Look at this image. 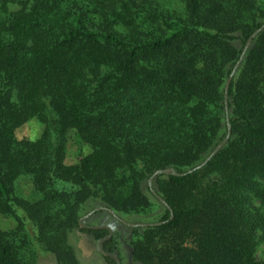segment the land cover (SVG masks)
Listing matches in <instances>:
<instances>
[{"label": "trees", "instance_id": "16d2710c", "mask_svg": "<svg viewBox=\"0 0 264 264\" xmlns=\"http://www.w3.org/2000/svg\"><path fill=\"white\" fill-rule=\"evenodd\" d=\"M264 0H0V264H34L20 213L54 264H78L68 233L100 202L132 227L141 264H264ZM225 106L227 110L225 111ZM30 119L34 139L17 138ZM223 147L192 170L225 137ZM71 130L89 146L64 164ZM169 174L149 178L156 170ZM27 177L39 197L15 183ZM154 191L168 205H162ZM260 200V206L252 199ZM112 240L104 239V251ZM108 264L115 261L105 256Z\"/></svg>", "mask_w": 264, "mask_h": 264}, {"label": "rangeland", "instance_id": "374dc122", "mask_svg": "<svg viewBox=\"0 0 264 264\" xmlns=\"http://www.w3.org/2000/svg\"><path fill=\"white\" fill-rule=\"evenodd\" d=\"M41 130L42 125L35 119H30L22 126L16 128L14 134L17 138L34 140L40 135ZM64 150V164L70 165L75 164L83 154L88 153L90 148L79 138L75 131L71 130L66 135ZM15 189L16 193L25 199H35L39 197L38 193L34 190L31 181L27 177H20L15 183ZM252 204L260 206L261 202L259 199L253 198ZM97 207L104 206L97 201L87 204L80 217L81 223L86 226L106 225L109 227L111 230L110 239L112 240L110 253L116 256L120 264H141L133 259L131 253L132 248L130 245V239L132 235V227L122 223L106 210H98L88 214ZM160 214L161 208L153 207L145 214L122 217L115 215L128 223H153ZM20 219L22 222V230L28 235L25 247H28L27 253L30 256L33 255L34 264H54V254L43 250L37 244L35 240V228L30 221L24 217L23 213H20ZM18 225V220L14 217L0 214V228L2 230H18ZM67 241L74 249L78 264H108L105 255L100 251L99 240L95 239L92 234L74 228L68 233ZM255 257L257 260L264 258V233L261 231L257 232Z\"/></svg>", "mask_w": 264, "mask_h": 264}, {"label": "water", "instance_id": "95a60500", "mask_svg": "<svg viewBox=\"0 0 264 264\" xmlns=\"http://www.w3.org/2000/svg\"><path fill=\"white\" fill-rule=\"evenodd\" d=\"M264 27V22L262 23V25L256 29L249 37L248 39L246 40L245 42V45L243 47V50H242V54L240 55V58L239 60L236 62V64L234 65L233 69H232V72L230 73V75L228 76L226 82H225V94H224V100H225V103L227 101V94H226V90H227V87L229 85V82L233 76V73L236 69V67L238 66L240 60L242 59L247 47L250 45L252 39L255 37V35ZM227 110V107L225 106V111ZM230 136V128H229V124H228V121H227V133L225 135V137L212 149V151L205 157V159L203 161H201L199 164H197L195 167H193L192 169H190V171L192 170H196V169H199L201 168L203 165L206 164V162L212 157L214 156L222 147L223 145L226 143L227 139L229 138ZM171 171L170 169H162V170H156L152 176L149 178L148 180V184L150 185L152 179L154 176L158 175V174H169ZM152 193L156 196V198L158 199V201L164 205L166 208H169L168 205L166 204V202L159 196L157 195L154 191H152ZM98 210H106L107 212H109L113 217H115L116 219H118L119 221H121L122 223L128 225V226H131V227H137V226H141V227H144V226H152V225H158L160 224L161 222H153V223H128V222H125L123 220H121L120 218H118L112 210L108 209V208H105V207H97L95 209H93L92 211H90L88 214H91L92 212H95V211H98ZM79 225L81 227H85V228H90V229H99V228H105L107 231H108V235L106 237H103L101 238L98 243H99V248H100V251L105 255V256H109L111 257L116 264H120L118 259L116 258L115 255H113L112 253L110 252H106L102 249V242L104 239H109L111 237V230L109 227H107L106 225H96V226H86V225H83L81 223V219L78 221Z\"/></svg>", "mask_w": 264, "mask_h": 264}]
</instances>
